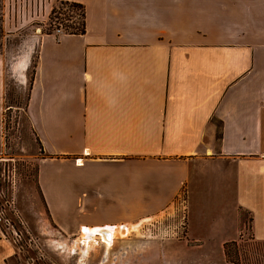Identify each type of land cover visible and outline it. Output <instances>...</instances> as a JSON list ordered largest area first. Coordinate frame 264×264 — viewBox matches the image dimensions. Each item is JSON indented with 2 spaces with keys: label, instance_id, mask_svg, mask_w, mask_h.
I'll return each instance as SVG.
<instances>
[{
  "label": "crops",
  "instance_id": "1",
  "mask_svg": "<svg viewBox=\"0 0 264 264\" xmlns=\"http://www.w3.org/2000/svg\"><path fill=\"white\" fill-rule=\"evenodd\" d=\"M67 1L85 32L39 35L24 110L45 220L111 239L181 209L192 264L264 242V0ZM19 251L0 231V264Z\"/></svg>",
  "mask_w": 264,
  "mask_h": 264
},
{
  "label": "rangeland",
  "instance_id": "2",
  "mask_svg": "<svg viewBox=\"0 0 264 264\" xmlns=\"http://www.w3.org/2000/svg\"><path fill=\"white\" fill-rule=\"evenodd\" d=\"M40 1L0 0V207L6 209L15 229L22 228L26 234L17 242L20 257L13 264H192V255L178 246L184 234L181 209L136 220L111 239L96 233L63 236L45 220L35 202L38 145L24 112L37 39L53 28L48 14L39 12ZM80 13L66 6L60 16L69 18L66 23H79ZM11 199L10 212L5 201ZM17 208L28 225L17 216ZM237 250L241 264H264V242L248 238Z\"/></svg>",
  "mask_w": 264,
  "mask_h": 264
},
{
  "label": "trees",
  "instance_id": "3",
  "mask_svg": "<svg viewBox=\"0 0 264 264\" xmlns=\"http://www.w3.org/2000/svg\"><path fill=\"white\" fill-rule=\"evenodd\" d=\"M66 6L80 9L81 20L79 23L64 22L65 20H69V18L68 17L63 18L62 16H60V14L62 13V9ZM48 19L50 24L53 21V28L49 29L45 33H52L55 29H59V28H62L66 33H70V34H83L85 32L84 7L80 3L67 1V0L57 1L56 4L51 8L48 14ZM35 66L36 63H32L33 71L35 69ZM32 79L33 77L31 78V81L29 83V88L32 83ZM217 137H219V132L217 133ZM238 245L239 242L237 240H230L223 243V254L227 262L233 264H241L238 259L239 258V253L237 250Z\"/></svg>",
  "mask_w": 264,
  "mask_h": 264
},
{
  "label": "built area",
  "instance_id": "4",
  "mask_svg": "<svg viewBox=\"0 0 264 264\" xmlns=\"http://www.w3.org/2000/svg\"><path fill=\"white\" fill-rule=\"evenodd\" d=\"M13 183V181H12ZM9 204L8 211H10V207L11 205H13V200H6L5 203ZM5 205V204H4ZM11 212V211H10ZM6 225V226H4ZM2 226H4L2 228ZM0 231L2 236H12L16 242L22 241L23 239H25L26 234L24 233V230L22 228H18L15 229L13 222L11 221V219L8 217V215L6 214V209L4 207H0ZM7 234V235H6ZM28 240H30V238H28Z\"/></svg>",
  "mask_w": 264,
  "mask_h": 264
},
{
  "label": "bare ground",
  "instance_id": "5",
  "mask_svg": "<svg viewBox=\"0 0 264 264\" xmlns=\"http://www.w3.org/2000/svg\"><path fill=\"white\" fill-rule=\"evenodd\" d=\"M97 230V229H96ZM91 231V230H90ZM104 236V235H103Z\"/></svg>",
  "mask_w": 264,
  "mask_h": 264
}]
</instances>
